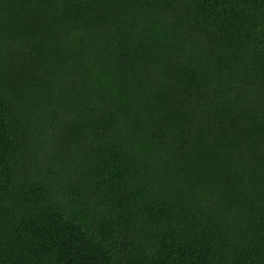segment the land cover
I'll use <instances>...</instances> for the list:
<instances>
[{"label": "trees", "instance_id": "obj_1", "mask_svg": "<svg viewBox=\"0 0 264 264\" xmlns=\"http://www.w3.org/2000/svg\"><path fill=\"white\" fill-rule=\"evenodd\" d=\"M0 264H264V0H0Z\"/></svg>", "mask_w": 264, "mask_h": 264}]
</instances>
